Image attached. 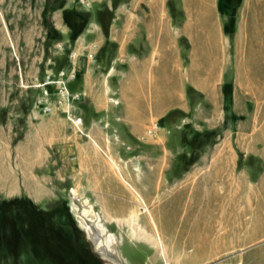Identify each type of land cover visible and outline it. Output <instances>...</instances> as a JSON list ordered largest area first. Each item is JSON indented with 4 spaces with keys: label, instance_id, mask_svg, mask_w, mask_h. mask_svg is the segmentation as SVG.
Masks as SVG:
<instances>
[{
    "label": "rangeland",
    "instance_id": "obj_1",
    "mask_svg": "<svg viewBox=\"0 0 264 264\" xmlns=\"http://www.w3.org/2000/svg\"><path fill=\"white\" fill-rule=\"evenodd\" d=\"M47 1L48 5L52 1L57 5L63 2ZM172 1L175 5V0ZM40 11L39 0H0V153H16L19 157L21 153V167L14 168L15 176L21 179V185L30 186L38 201L31 205L24 194L11 199L0 198V264H53L47 260L48 257L59 263L60 257L68 255V252L72 256L71 264H94L90 259L92 257L104 264L81 225L83 207L90 209L87 212L90 219L98 216L106 233L113 236L119 262L122 264H143L144 260L146 264H179L180 260H188L190 257L201 259L212 253L214 254L206 258L204 264H241L242 260L249 264L248 261L253 260L250 256L252 253H261L264 258V157L257 155L264 153V107L258 106L253 93H247L249 98L241 100V110L236 111L243 115L240 119L236 120L229 115L227 121L223 125L219 124L215 131H204L198 136L195 129H205L203 119L211 110L207 107L209 105L202 104L200 111L196 109L185 115L174 114L172 119L177 124L172 129L182 138L178 148L167 141L169 132L165 129V138L161 142L144 144L146 146L143 153H136L141 147L133 144L126 149L128 153H117L114 156L111 151L125 150V143L117 140L114 132L115 140H110L109 143L112 150L104 147L102 151L99 149V155L110 165L109 170L113 176L95 154L80 159L76 154L67 158L63 156L64 153L53 152L44 159H27L26 153H29V146L32 145L28 137L37 136L34 125H40L44 120L45 123L39 129L47 127L45 124L50 117L59 118L62 124L69 127L64 128L69 129L67 134L76 137L75 139L78 136L81 141L85 140L97 149L85 127L84 119L90 115H86L81 108L83 95L74 87L78 71L68 46L70 44L66 43L64 46L61 36L49 28L52 20L48 9H45L42 16ZM225 15L229 17V12ZM72 33L73 31L69 40L73 39ZM263 36L264 30L262 38ZM92 60L93 63L97 61ZM71 69H74L75 75L74 79H69V85L73 87L69 102L60 86L54 88L47 85L45 90L48 95H43L42 84H47L53 76H60L61 71ZM231 77L230 73L228 79H232ZM114 96V91L107 90L108 101L117 105L118 100ZM194 97L196 103L199 95ZM45 107L50 110L45 111ZM66 111L83 119V128L89 137L81 135L71 125ZM56 125H52V128ZM60 128L63 129V125ZM107 129H110L109 126ZM49 132V138L57 140L59 134L51 130ZM46 146L47 152H50L49 144ZM175 153L182 156L181 160H175ZM215 153H236L239 167L236 174H229L236 176L234 181L246 184L241 186L240 196L229 195V182H232V178L214 170L217 165ZM228 160L229 157H222L219 164ZM178 161L180 166L177 165ZM36 163L43 165L31 170L29 167ZM100 164L103 166L102 178H105V183H115L116 180L126 183L128 174L131 176L128 177V182L152 193L155 201H147L144 193L134 186L130 194L134 200L127 203L126 215L129 220L126 223L111 221V218L115 219L114 214L102 204L104 190L93 188L98 181L97 174L93 172L98 171ZM207 173H210V187L194 189L190 194H187L186 189H148L152 182L167 183L173 188L177 182L198 181ZM258 180L261 181L260 184L253 187V182ZM172 192H176V195L173 196ZM179 193L181 196H177ZM227 197L233 202L230 209L221 212L222 203ZM14 199L17 201H12ZM195 199H206L209 204L212 202V205L206 206L207 214L212 216L208 220L207 235L195 230L191 233L190 203ZM241 199L246 201L244 208L238 207L237 202ZM157 202L160 203L159 207L156 206ZM36 208L45 211L55 222L58 219L55 223L57 227L37 223L38 217L34 211ZM223 214L229 215L227 221L237 229L244 226L249 235L237 239L234 236L236 228L234 233L216 230L214 224ZM52 229L56 230L54 234L47 232ZM237 242H240L239 246L236 245ZM173 243L180 249L179 253L173 248ZM220 249L223 250L222 253L218 252ZM153 250L157 254L150 261L147 257L145 259L146 254Z\"/></svg>",
    "mask_w": 264,
    "mask_h": 264
},
{
    "label": "crops",
    "instance_id": "obj_2",
    "mask_svg": "<svg viewBox=\"0 0 264 264\" xmlns=\"http://www.w3.org/2000/svg\"><path fill=\"white\" fill-rule=\"evenodd\" d=\"M169 1L63 0L62 7L51 12L52 25L59 37L61 36L63 45L70 44L68 46L71 48L72 58L76 62L78 71V81L74 87L83 95L84 102L81 108L86 115H90L89 118L84 119L85 127L97 149L89 142L81 141L80 137L77 136L75 139L76 137L67 134L69 129L64 130V128L69 127L62 124L59 118L50 117L45 124L47 127L39 129L45 123L44 120L40 125H34L37 136L28 137L32 145L29 146V153H26L27 159H44L53 152L64 153L63 156L67 158L76 154L80 159L95 154L96 158L106 166L107 172L113 176L112 171L109 170L110 165L99 153L101 154L103 147L112 150L113 147L109 143L110 140H115L114 132L118 138L116 139L125 143L123 149L126 150L128 146L136 144L141 147L136 153H143L146 146L144 144L161 142L165 138L164 130L168 129L167 141L174 148H178L182 138L172 129L177 123L173 122L175 119L172 118L165 120L170 112L179 111L188 114L196 109L200 111L202 104L209 105L207 107L211 110L203 119L205 129L203 131L195 129L198 133L204 131L209 133L215 131L217 126L223 125L229 115L235 116L236 120L243 116L236 111L241 110V100L249 98L247 93H253L258 106L264 107V36L262 38L264 0H241L236 10L232 42L225 32L228 17L221 13L219 0H175L174 16L169 9ZM45 4L46 0H39L41 16ZM67 10H75L85 15L82 26L72 40L68 38L72 28L64 15ZM92 59H97L96 63H93ZM230 73L233 85L232 103L230 113H227L224 107L223 85ZM187 88H191L199 95L193 107L187 96ZM106 89L115 92L117 105L108 101ZM54 124L57 125L53 129ZM60 125H63V129ZM108 126L110 129H107ZM49 129L59 134L57 140L49 138ZM47 144L50 146V152H47ZM168 149L172 150L169 147ZM125 150H114L111 153L114 156H117V153H128V150ZM15 154L0 153V198L11 199L24 194L26 195L24 197L37 204L35 193L30 186L21 185V179L15 176L14 168L21 167L20 158H22L21 153L20 157ZM215 154L217 165L214 166V170L228 174L232 178V182H229V195L240 196L241 186L246 184L234 181L236 176L230 175L236 174L235 171L239 167L236 153ZM257 155L264 157V153ZM181 157L177 154L175 160L178 158L181 160ZM222 157H229L227 161L229 164L224 161L219 164ZM42 165L43 163L40 165L36 163L29 168L34 171ZM177 165L180 166L179 161ZM98 166V171L93 172L97 174L98 180L93 188L104 190L105 198L102 204L115 216V219L110 220L126 223L129 220L126 215L127 203L134 200L130 194L135 185L132 186L128 182V177L131 176L127 174L126 183L118 180L115 183H105V178H102L103 166L101 164ZM210 173L205 174L203 179L198 181L177 182L173 188L167 183L152 182L148 189L151 191L186 189L187 194H190L194 189L210 187ZM260 180L253 182V187L258 186ZM26 181L28 182L27 179ZM33 182L35 183V179ZM135 187L142 194L144 193L147 201H155L152 193L138 185ZM172 195L175 196L176 192H172ZM232 202L231 198L227 197L222 203L221 212L230 209ZM159 204L157 202L156 206L159 207ZM190 204L191 233L195 230L207 235L208 220L212 216L207 214L206 206L212 205V202L209 204L206 199H195ZM237 204L239 208H244L246 201L241 199ZM228 218L229 215L223 214L217 219L214 224L216 230L234 233L236 226L231 225L227 221ZM235 232L237 233L234 236L237 239L249 235L244 226L236 228ZM250 233L256 234L253 231ZM260 234L261 232L258 233ZM231 235L234 237L233 234ZM173 244V248L179 253L180 249L178 250L176 244ZM236 245L239 246L240 242ZM218 252L222 253L223 250L220 249ZM155 254L157 251L153 250L150 254H146L145 259L147 257L150 261ZM210 255L201 259L190 257L188 260H180L179 264H204ZM261 255V253H252L250 256L253 260L248 263L264 264ZM142 263L146 264L145 260ZM240 263L247 262L242 260Z\"/></svg>",
    "mask_w": 264,
    "mask_h": 264
},
{
    "label": "trees",
    "instance_id": "obj_3",
    "mask_svg": "<svg viewBox=\"0 0 264 264\" xmlns=\"http://www.w3.org/2000/svg\"><path fill=\"white\" fill-rule=\"evenodd\" d=\"M62 3L63 2H61L59 5H57L54 1H52V3H50V5H48L49 3L47 1L46 4H45L44 11H45V9H48V12L51 13L55 9L61 8L62 7ZM240 3H241V0H219V9H220L221 13L223 15H225V13L228 14V12H229L228 21H227V23L225 25V32L229 35L230 38H232L233 33H234L235 15H236V10L239 7ZM169 9L171 11V14L174 16L175 9H174V4H173L172 0L169 1ZM64 15H65V19H66L67 23L71 25V28H72V31H73L71 38L74 39L76 37L78 31H79V28L82 26V22H83V19H84L85 15L83 13L82 14L78 13L75 10H67ZM49 28H51V31H53V32L55 31V29L52 26V24L49 26ZM231 42H232V39H231ZM77 81H78V76H77ZM232 88H233L232 79H228L223 85V94H224V102H225L224 107H225V111L227 113H230L229 111L231 109ZM69 89H70L71 92H73L72 85H71V87L69 85ZM195 95H197V93L194 90H192L191 88H187V96L189 97L191 106H193L195 104V97H194ZM174 113L182 114L179 111L170 112L165 117V120L171 119L172 116L174 115ZM184 115H182V116H184ZM233 117H235V116H233ZM198 135H199V133H196V136H198ZM12 201H17V199H14ZM12 201H5V202H12ZM18 201H19V199H18ZM29 202L32 205V202L31 201H29ZM1 204H2V202L0 201V205ZM38 209L36 208L34 210L35 213H36L35 216L38 217L37 218V220H38L37 223L40 222V223H42V225L44 224L46 226H55V223L57 222L58 219H56V222H55V220H53L49 216H47V213L45 211L38 210ZM39 218H41V219H39ZM55 227H57V226H55ZM47 232L48 233L50 232V233L54 234L56 232V230L52 229V230H48ZM44 236L47 237L48 235H44ZM44 236H42L43 239H45ZM28 249H29V247H28ZM81 257L85 260L84 256H81ZM53 259L54 258H51V257L49 258L48 257L47 260L50 261V263L57 264L58 262L54 261ZM90 259L92 261H94L93 262L94 264H101L94 257H92ZM60 260H61V262H59L58 264H71L72 256L68 252V255L63 254L60 257Z\"/></svg>",
    "mask_w": 264,
    "mask_h": 264
},
{
    "label": "bare ground",
    "instance_id": "obj_4",
    "mask_svg": "<svg viewBox=\"0 0 264 264\" xmlns=\"http://www.w3.org/2000/svg\"><path fill=\"white\" fill-rule=\"evenodd\" d=\"M228 181H230V180H228ZM89 210H90L89 208L87 209L86 207H83V209H82L83 217H80V219L82 220V223H83L81 225L83 227L84 232L87 234V237L90 239V241H92L94 243L95 248L101 252V255L103 257H107V256L116 257V255H117L119 258V255H118L119 253H118V250L115 248V244H114L115 240H114L113 236L110 233L109 234L106 233L105 228L100 223L98 216L95 215V217L93 219L92 218L90 219L88 217L87 212ZM117 261L119 264H121V262H119V260H117Z\"/></svg>",
    "mask_w": 264,
    "mask_h": 264
},
{
    "label": "built area",
    "instance_id": "obj_5",
    "mask_svg": "<svg viewBox=\"0 0 264 264\" xmlns=\"http://www.w3.org/2000/svg\"><path fill=\"white\" fill-rule=\"evenodd\" d=\"M60 76L55 77L53 76V79L49 80L47 82V84H42V88L44 90V94L45 96L48 95L47 91L45 90V87L47 85H50L54 88H59V86L61 87V89L63 88V91L65 92V95L67 96V101L69 102V100L71 99L72 96V92L70 93V89H69V79H74V75H75V71L74 69H71L69 71H61ZM56 78V79H55ZM58 78V79H57ZM78 97V95H77ZM73 99V98H72ZM68 108V106H67ZM45 109V111L50 110L49 107H45L43 108ZM67 114V120L71 123V125L81 134L84 135L85 137H89V135L85 132L86 130L83 128L84 127V122L83 119L81 117H76L73 116V113H70L69 111H66Z\"/></svg>",
    "mask_w": 264,
    "mask_h": 264
},
{
    "label": "water",
    "instance_id": "obj_6",
    "mask_svg": "<svg viewBox=\"0 0 264 264\" xmlns=\"http://www.w3.org/2000/svg\"><path fill=\"white\" fill-rule=\"evenodd\" d=\"M91 243H92V246H93L95 252L98 253V255L100 256V258H101V260L104 262V264H119L118 261H117V260H119V258H118L117 255H116V257H114V256L103 257V256L101 255V252L98 251V249L95 248L94 243H93L92 241H91ZM115 261H116V262H115ZM121 264H122V263H121Z\"/></svg>",
    "mask_w": 264,
    "mask_h": 264
}]
</instances>
